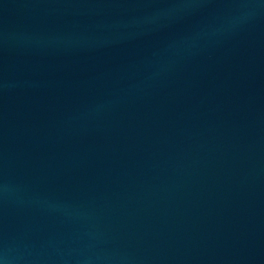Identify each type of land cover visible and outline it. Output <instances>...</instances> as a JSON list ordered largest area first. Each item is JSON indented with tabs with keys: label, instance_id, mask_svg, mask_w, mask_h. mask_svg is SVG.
Wrapping results in <instances>:
<instances>
[{
	"label": "water",
	"instance_id": "1",
	"mask_svg": "<svg viewBox=\"0 0 264 264\" xmlns=\"http://www.w3.org/2000/svg\"><path fill=\"white\" fill-rule=\"evenodd\" d=\"M0 264H264V0H0Z\"/></svg>",
	"mask_w": 264,
	"mask_h": 264
}]
</instances>
